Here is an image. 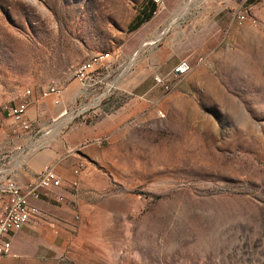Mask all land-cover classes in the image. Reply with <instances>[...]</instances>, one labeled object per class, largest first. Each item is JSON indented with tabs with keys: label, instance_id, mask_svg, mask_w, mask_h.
Returning <instances> with one entry per match:
<instances>
[{
	"label": "rangeland",
	"instance_id": "rangeland-1",
	"mask_svg": "<svg viewBox=\"0 0 264 264\" xmlns=\"http://www.w3.org/2000/svg\"><path fill=\"white\" fill-rule=\"evenodd\" d=\"M148 1L0 0V118L64 87L50 148L73 181L39 264H264V0H154L130 31ZM96 55L98 100L73 78Z\"/></svg>",
	"mask_w": 264,
	"mask_h": 264
},
{
	"label": "built area",
	"instance_id": "built-area-1",
	"mask_svg": "<svg viewBox=\"0 0 264 264\" xmlns=\"http://www.w3.org/2000/svg\"><path fill=\"white\" fill-rule=\"evenodd\" d=\"M232 17L239 19L240 24L247 19V16H244V11L235 12ZM111 59V57L99 58L96 55L75 68L73 78L79 85L81 95L97 99L98 97L103 98L106 93L112 91V86L109 85ZM191 68L187 61H181L174 70L177 75L175 78H184ZM154 82L156 86L162 88L164 94L172 90V87L158 76L155 77ZM98 91H102V94L97 95ZM63 94L64 87L52 81L41 89L38 98L40 100L51 98L53 105L59 106ZM35 102L37 99H35L33 91L28 90L17 105L8 108L6 111V116L13 121V125L29 136L42 134L40 129L32 128L27 115L28 108ZM66 113L67 110H64L60 116H64ZM22 152V148H16L0 153V200L4 202L0 212V258L11 256L12 236L39 218L40 212L31 202L38 201L44 192L61 187V180L53 169H50V173H43L42 170L33 180L23 186L19 185L7 172L5 165L16 153ZM78 172V169L74 171L75 174ZM57 201L62 202L63 199L58 197Z\"/></svg>",
	"mask_w": 264,
	"mask_h": 264
},
{
	"label": "crops",
	"instance_id": "crops-1",
	"mask_svg": "<svg viewBox=\"0 0 264 264\" xmlns=\"http://www.w3.org/2000/svg\"><path fill=\"white\" fill-rule=\"evenodd\" d=\"M74 85L75 83H72L71 87ZM27 115L32 128L41 130L40 136H29L15 127L11 119L0 118V153L16 148L23 150L22 153H16L6 163L5 168L14 180L23 186L33 180L42 170L53 169L50 167L53 166L56 175L61 180V187L46 191L38 201L31 202L39 210V218L12 236L11 256L6 257L8 258L6 260L0 259V264H39L40 255L49 259L50 251L58 250L53 242L58 237L59 226L64 225L61 214L58 212L63 210V207L55 208L52 204L54 202L65 204L63 193L68 183L73 181L69 160L66 158L56 163L60 154L50 148V98L39 99L30 105ZM75 182L74 185L77 186V179ZM58 197H61L63 201L58 202ZM3 205L4 202L1 200L0 212Z\"/></svg>",
	"mask_w": 264,
	"mask_h": 264
},
{
	"label": "trees",
	"instance_id": "trees-1",
	"mask_svg": "<svg viewBox=\"0 0 264 264\" xmlns=\"http://www.w3.org/2000/svg\"><path fill=\"white\" fill-rule=\"evenodd\" d=\"M148 5H149L148 14L147 15H142V17L137 18L136 22L130 27V31L136 30L143 23H145L146 21H148L151 18L152 14L156 10V4H155L154 0H149L148 1Z\"/></svg>",
	"mask_w": 264,
	"mask_h": 264
},
{
	"label": "bare ground",
	"instance_id": "bare-ground-1",
	"mask_svg": "<svg viewBox=\"0 0 264 264\" xmlns=\"http://www.w3.org/2000/svg\"><path fill=\"white\" fill-rule=\"evenodd\" d=\"M188 1V0H187ZM187 4V3H186ZM174 22V21H173ZM172 24V23H171ZM162 35V34H161ZM159 38H157V40H158ZM155 40V39H154ZM152 41V40H151ZM153 43V41L152 42H147V43H145L144 44V46H146V45H151ZM98 56V55H97ZM99 58H103L102 56H98ZM107 57H110V56H106V58ZM71 118V117H70ZM69 118V119H70ZM43 173H50V169H47V170H45V171H43Z\"/></svg>",
	"mask_w": 264,
	"mask_h": 264
},
{
	"label": "water",
	"instance_id": "water-1",
	"mask_svg": "<svg viewBox=\"0 0 264 264\" xmlns=\"http://www.w3.org/2000/svg\"><path fill=\"white\" fill-rule=\"evenodd\" d=\"M155 1H157V0H155Z\"/></svg>",
	"mask_w": 264,
	"mask_h": 264
}]
</instances>
